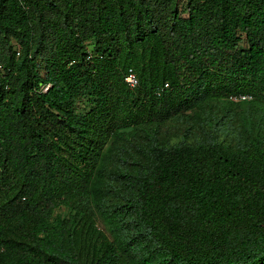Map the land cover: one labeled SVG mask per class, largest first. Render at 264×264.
Wrapping results in <instances>:
<instances>
[{
	"label": "trees",
	"instance_id": "trees-1",
	"mask_svg": "<svg viewBox=\"0 0 264 264\" xmlns=\"http://www.w3.org/2000/svg\"><path fill=\"white\" fill-rule=\"evenodd\" d=\"M0 264H264V0H0Z\"/></svg>",
	"mask_w": 264,
	"mask_h": 264
},
{
	"label": "built area",
	"instance_id": "built-area-1",
	"mask_svg": "<svg viewBox=\"0 0 264 264\" xmlns=\"http://www.w3.org/2000/svg\"><path fill=\"white\" fill-rule=\"evenodd\" d=\"M125 81H126V83L128 84V86L130 88H134V87H136L138 85V79H137L136 75L133 72H130L127 75ZM241 99H246V97H241ZM233 100H237V98L233 97Z\"/></svg>",
	"mask_w": 264,
	"mask_h": 264
},
{
	"label": "rangeland",
	"instance_id": "rangeland-1",
	"mask_svg": "<svg viewBox=\"0 0 264 264\" xmlns=\"http://www.w3.org/2000/svg\"><path fill=\"white\" fill-rule=\"evenodd\" d=\"M183 15H184V14H183ZM184 16H185V15H184ZM14 45H16V44L14 43ZM16 48H18V46H16ZM178 131H179V130H178ZM176 134H177V132H176ZM99 227L102 228V229L104 228L103 225H102V223H99Z\"/></svg>",
	"mask_w": 264,
	"mask_h": 264
}]
</instances>
